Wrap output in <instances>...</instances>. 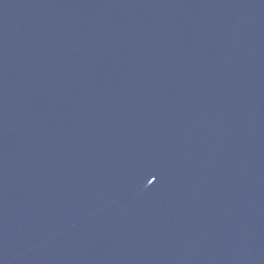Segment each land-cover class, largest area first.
Masks as SVG:
<instances>
[{"label": "water", "instance_id": "water-1", "mask_svg": "<svg viewBox=\"0 0 264 264\" xmlns=\"http://www.w3.org/2000/svg\"><path fill=\"white\" fill-rule=\"evenodd\" d=\"M0 264H264V0H0Z\"/></svg>", "mask_w": 264, "mask_h": 264}]
</instances>
